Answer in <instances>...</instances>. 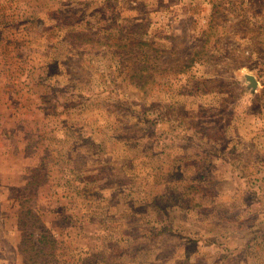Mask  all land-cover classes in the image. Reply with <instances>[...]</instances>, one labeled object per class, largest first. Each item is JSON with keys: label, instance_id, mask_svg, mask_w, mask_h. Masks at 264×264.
Instances as JSON below:
<instances>
[{"label": "rangeland", "instance_id": "374dc122", "mask_svg": "<svg viewBox=\"0 0 264 264\" xmlns=\"http://www.w3.org/2000/svg\"><path fill=\"white\" fill-rule=\"evenodd\" d=\"M0 264H264V0H0Z\"/></svg>", "mask_w": 264, "mask_h": 264}]
</instances>
